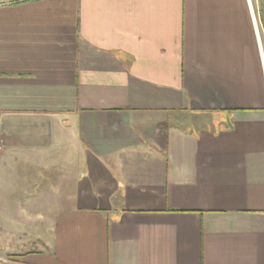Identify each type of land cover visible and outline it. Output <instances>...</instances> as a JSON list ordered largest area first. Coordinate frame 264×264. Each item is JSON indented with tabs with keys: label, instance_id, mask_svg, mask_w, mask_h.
Segmentation results:
<instances>
[{
	"label": "crops",
	"instance_id": "1",
	"mask_svg": "<svg viewBox=\"0 0 264 264\" xmlns=\"http://www.w3.org/2000/svg\"><path fill=\"white\" fill-rule=\"evenodd\" d=\"M0 264H264V0H0Z\"/></svg>",
	"mask_w": 264,
	"mask_h": 264
},
{
	"label": "built area",
	"instance_id": "2",
	"mask_svg": "<svg viewBox=\"0 0 264 264\" xmlns=\"http://www.w3.org/2000/svg\"><path fill=\"white\" fill-rule=\"evenodd\" d=\"M2 150V146H1V144H0V151Z\"/></svg>",
	"mask_w": 264,
	"mask_h": 264
}]
</instances>
